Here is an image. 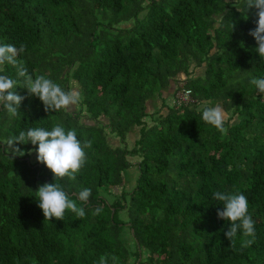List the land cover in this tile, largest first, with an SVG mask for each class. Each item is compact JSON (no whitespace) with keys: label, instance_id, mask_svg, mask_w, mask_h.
Instances as JSON below:
<instances>
[{"label":"trees","instance_id":"trees-1","mask_svg":"<svg viewBox=\"0 0 264 264\" xmlns=\"http://www.w3.org/2000/svg\"><path fill=\"white\" fill-rule=\"evenodd\" d=\"M257 21L244 0H0V45L23 46L18 59L34 78L81 94L72 110L46 112L21 79L19 115L0 108V264H99L113 255L117 264H264V94L250 84L264 78V59L248 34ZM0 74L16 77L7 64ZM179 89L187 102L174 97ZM153 97L163 114L147 111ZM216 104L224 132L201 119ZM56 124L91 142L76 179L57 181L73 199L91 189L86 205L76 201L83 218L66 210L45 220L34 192L54 175L37 162L38 145L10 143ZM237 190L255 234L231 244L213 193ZM242 239L253 243L242 249Z\"/></svg>","mask_w":264,"mask_h":264},{"label":"clouds","instance_id":"clouds-1","mask_svg":"<svg viewBox=\"0 0 264 264\" xmlns=\"http://www.w3.org/2000/svg\"><path fill=\"white\" fill-rule=\"evenodd\" d=\"M248 8L257 10L258 21L253 30L248 33L254 38L257 47L254 51L260 59H264V0H244ZM24 52V47L17 48L11 44L0 45V66L11 65L16 72V77L0 74V108L5 110L9 118L19 115L18 109L25 97L16 93L19 81L23 80V87L29 95L37 97L44 105L46 112L66 109L77 104L81 94L75 90H65L59 84L47 78L45 75H36L35 78L28 72L24 62L18 57ZM239 70V69H238ZM240 71V70H239ZM250 84L254 85L258 93L264 94V78H251ZM201 119L215 127L220 132H224L225 113L219 104L205 106L201 111ZM10 143L27 144L37 146V162L44 164L54 175V183H45L35 191V200L42 210L45 220H63L66 210H70L76 216L83 218L85 209L78 207L76 201L87 204L91 197V189L83 188L75 194V199L70 198L63 186L58 183L59 179L67 177L75 180L80 169L85 165L87 156L85 149L91 147V142L82 143L77 138L75 129L65 130L56 124L51 130L42 127L29 128L20 131L18 136ZM20 152L19 149H15ZM213 199L223 206L217 212L219 219L229 223L228 230L224 233L226 238L235 243L238 233L244 237H253L255 234V222L249 213L247 197L237 191H216ZM102 209L97 206L93 209V215H99ZM252 239H242L241 248L251 246ZM117 264L118 257L115 255L107 257L101 256L99 264Z\"/></svg>","mask_w":264,"mask_h":264},{"label":"rangeland","instance_id":"rangeland-1","mask_svg":"<svg viewBox=\"0 0 264 264\" xmlns=\"http://www.w3.org/2000/svg\"><path fill=\"white\" fill-rule=\"evenodd\" d=\"M200 73H201L200 69H197V68L193 69L194 75L197 76V75H200ZM182 77H183L182 75L177 77L178 86H181V82H179V81L183 80ZM180 90L181 89H179L178 91H180ZM173 91H174L173 86L171 84L166 90H163L162 97L164 98V101L162 102V104L165 105V107L171 106L173 104V101H172L173 98L171 99ZM163 108L164 107L161 105V100L158 97H153L146 104V109L148 112H151V111L154 113L156 112L158 115L163 114V112L165 111ZM67 109L72 110L73 106H70ZM161 109H163V110H161ZM136 139H137V134H136V131L133 130L127 136V146L130 147L133 144L134 140H136ZM113 142L114 141L112 140L111 143H113ZM133 159L134 158L130 159V161H132ZM122 177L124 178L122 188L126 191L130 190L134 185L135 178L137 177V171H136L135 165L134 166L132 165L126 171H124V174ZM121 239L124 242V244L129 248V244H128L129 234L127 233V231L124 230V232L122 233Z\"/></svg>","mask_w":264,"mask_h":264},{"label":"built area","instance_id":"built-area-1","mask_svg":"<svg viewBox=\"0 0 264 264\" xmlns=\"http://www.w3.org/2000/svg\"><path fill=\"white\" fill-rule=\"evenodd\" d=\"M174 97L178 102H187L188 101V91L181 89L180 91H176Z\"/></svg>","mask_w":264,"mask_h":264}]
</instances>
